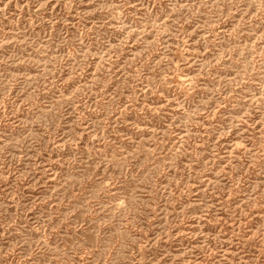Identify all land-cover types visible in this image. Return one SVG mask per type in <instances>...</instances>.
<instances>
[{
	"label": "rangeland",
	"instance_id": "rangeland-1",
	"mask_svg": "<svg viewBox=\"0 0 264 264\" xmlns=\"http://www.w3.org/2000/svg\"><path fill=\"white\" fill-rule=\"evenodd\" d=\"M0 264H264V0H0Z\"/></svg>",
	"mask_w": 264,
	"mask_h": 264
}]
</instances>
